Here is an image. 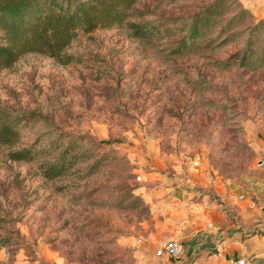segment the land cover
I'll use <instances>...</instances> for the list:
<instances>
[{"label":"rangeland","instance_id":"rangeland-1","mask_svg":"<svg viewBox=\"0 0 264 264\" xmlns=\"http://www.w3.org/2000/svg\"><path fill=\"white\" fill-rule=\"evenodd\" d=\"M212 1L139 0L129 19L176 29ZM229 2L238 7L224 18L239 8L250 16L210 48L174 55L169 38L145 43L113 27L81 34L66 49L67 65L30 53L0 71V105L25 112L19 146L63 147L78 137L91 155L46 180L37 161L0 154V264H132L125 240L140 237L150 213L139 193L142 161L157 148L203 152L210 175L233 186L256 169L264 154V66L221 70L213 62L243 46L248 30L237 31L264 18V0Z\"/></svg>","mask_w":264,"mask_h":264},{"label":"trees","instance_id":"trees-1","mask_svg":"<svg viewBox=\"0 0 264 264\" xmlns=\"http://www.w3.org/2000/svg\"><path fill=\"white\" fill-rule=\"evenodd\" d=\"M138 1L0 0V71L30 53L67 65L73 56L66 49L81 34L113 27H124L131 37L145 43L169 38L170 52L174 55L193 53L199 48H210L219 36L237 28L250 16L246 9L239 8L224 18L238 5L231 9L229 0H213L202 12L174 29L158 20L131 21L129 18ZM217 28V34L213 35ZM242 30L237 33L248 30L243 46L225 59L215 60V67L226 70L237 65L256 70L264 66V18ZM234 35H229L224 42L231 41ZM25 117L22 109L0 105V154L6 159L37 161L42 177L55 180L91 158L79 149L78 137L70 138L63 147H39L36 142L19 146ZM98 162L93 160L88 169H96Z\"/></svg>","mask_w":264,"mask_h":264},{"label":"crops","instance_id":"crops-1","mask_svg":"<svg viewBox=\"0 0 264 264\" xmlns=\"http://www.w3.org/2000/svg\"><path fill=\"white\" fill-rule=\"evenodd\" d=\"M142 164L139 193L149 209L140 237L125 240L132 264H231L246 257L264 264V154L242 185L210 175L203 152L190 157L168 155L158 148ZM176 240L179 257L156 255Z\"/></svg>","mask_w":264,"mask_h":264},{"label":"built area","instance_id":"built-area-1","mask_svg":"<svg viewBox=\"0 0 264 264\" xmlns=\"http://www.w3.org/2000/svg\"><path fill=\"white\" fill-rule=\"evenodd\" d=\"M182 252L181 245L176 240L166 241L159 249L156 250V255H167L168 257H179ZM259 255L264 256V245L259 250ZM231 264H248L246 257H240L231 262Z\"/></svg>","mask_w":264,"mask_h":264}]
</instances>
